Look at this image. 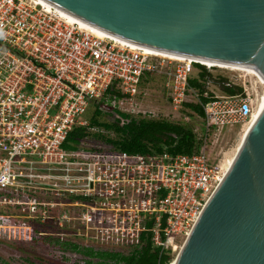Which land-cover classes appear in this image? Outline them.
I'll return each mask as SVG.
<instances>
[{
	"label": "built area",
	"instance_id": "2783aa9c",
	"mask_svg": "<svg viewBox=\"0 0 264 264\" xmlns=\"http://www.w3.org/2000/svg\"><path fill=\"white\" fill-rule=\"evenodd\" d=\"M88 25L43 0H0V228L13 239L54 236L98 252L129 253L150 241L170 253L171 264L176 240L188 237L225 175L208 152L210 133L247 124L261 92L254 86L202 102L190 83L198 61L159 55ZM149 72L164 77L176 110L202 104L200 151L64 146L77 124L89 123L81 117L96 100L134 113Z\"/></svg>",
	"mask_w": 264,
	"mask_h": 264
},
{
	"label": "water",
	"instance_id": "95a60500",
	"mask_svg": "<svg viewBox=\"0 0 264 264\" xmlns=\"http://www.w3.org/2000/svg\"><path fill=\"white\" fill-rule=\"evenodd\" d=\"M43 1L130 43L264 78V0ZM174 264H264V105Z\"/></svg>",
	"mask_w": 264,
	"mask_h": 264
},
{
	"label": "trees",
	"instance_id": "16d2710c",
	"mask_svg": "<svg viewBox=\"0 0 264 264\" xmlns=\"http://www.w3.org/2000/svg\"><path fill=\"white\" fill-rule=\"evenodd\" d=\"M198 68L197 75L190 79L192 86L199 90L202 102L214 98L217 94L209 89V81L215 80L220 91L225 95L239 94L244 91L240 84L229 80L226 76H213L207 66L195 63ZM160 77L161 79L157 78ZM161 80L164 90V77L157 73H145L140 81L145 86L152 80ZM139 88V89H140ZM141 94V93H140ZM139 97V95H138ZM170 100V97H168ZM94 110L88 124H77L69 133L64 146L71 151L88 149H115L140 153L143 155L160 154L169 152L173 155L185 153L192 154L201 150L205 130L204 112L202 104L186 102L182 112L192 120H171L168 118H140L138 114L122 111L117 108L103 107L101 102L94 101ZM196 121V124L194 123ZM197 125L200 126L199 129ZM93 141V145L84 142ZM32 243V241H26ZM63 246L70 244L72 250H79L87 257L88 264H166L171 255L154 247L150 241L144 243L140 249L131 250L129 253L114 251H94L91 247H81L75 241L60 240L49 236L37 245ZM33 244V243H32ZM35 245V244H34ZM96 258V260H92Z\"/></svg>",
	"mask_w": 264,
	"mask_h": 264
},
{
	"label": "rangeland",
	"instance_id": "374dc122",
	"mask_svg": "<svg viewBox=\"0 0 264 264\" xmlns=\"http://www.w3.org/2000/svg\"><path fill=\"white\" fill-rule=\"evenodd\" d=\"M211 68L213 69L210 73L215 76V78L226 76L232 82L242 85L244 90L247 89L248 92H252L254 86L257 87L260 92L262 91V88L264 89V85L262 87V84H260V82L263 84L264 82L256 74L219 66H213ZM197 73L198 68L195 67L193 74L196 75ZM158 79L161 78L159 77ZM209 89L218 95L223 94L215 80L209 83ZM138 95L139 97H137L132 106V112L138 114L140 118L159 117L171 120H192L190 117L186 116L182 110H176L173 107L168 98L169 95L163 88L161 80H152L149 84L141 86ZM263 95L264 91L259 98L258 104ZM101 105L103 107H108L109 109L113 108V105L106 104V102ZM93 110L94 104L92 103L82 115L81 120H87V122H89ZM194 123L196 124V121H194ZM246 126L247 124H238L225 129L223 132L216 131L210 133V141L207 147L208 152L214 159L225 165V169L237 152ZM199 127L200 126L197 125L198 129ZM84 143L87 145L94 144L93 141H86ZM4 231L7 232V235ZM9 232L10 230L8 228H0V264H88L86 260L89 257L81 251L72 250L70 248L71 243L65 244L62 247L59 246V244L53 246L47 245V243L37 245L39 244L38 241H32V244L27 243L24 238L13 239V237L8 236ZM176 241L179 244V250L181 245H183L185 238H178ZM78 244L79 246H84L82 243ZM178 250L173 253L174 258L177 257V254L179 253ZM92 260H96V258H93Z\"/></svg>",
	"mask_w": 264,
	"mask_h": 264
},
{
	"label": "bare ground",
	"instance_id": "6f19581e",
	"mask_svg": "<svg viewBox=\"0 0 264 264\" xmlns=\"http://www.w3.org/2000/svg\"><path fill=\"white\" fill-rule=\"evenodd\" d=\"M89 26V25H88ZM90 27H91V25H90ZM93 28H95V27H93ZM97 31H99V32H101V33H104V34H108V35H110V36H112V37H115L114 35H112V34H109V33H107V32H105V31H103V30H101V29H98V28H95ZM133 44V43H132ZM152 51H154L156 54H159V55H164V56H169L170 58H175V59H181V60H196V61H198V62H201V63H203V64H207V65H210V66H219V67H223V68H228V69H233V70H241V71H244V72H247V73H251V74H256L263 82H264V78L252 67V66H248V65H233V64H224V63H216V62H212V61H208V60H204V59H199V58H192V57H186V56H182V55H175V54H169V53H162V52H158V51H155V50H152ZM260 82V81H259ZM260 84H262V87H263V83L262 82H260ZM263 91H264V89L262 88V91H261V96H262V94H263ZM260 96V97H261ZM259 97V98H260ZM259 101V100H258ZM258 104V103H257ZM263 105H264V95H263V97L261 98V100H260V102H259V104H258V106H256V110H255V112H254V116H253V118L247 123V126L244 128V133H243V136H242V140H241V143H242V141H243V139H244V137H245V135H246V133L248 132V130L250 129V127L252 126V124L255 122V120H256V118H257V115H258V113H259V111H260V109L263 107ZM241 143H240V145H241ZM240 145H239V147H240ZM239 147H238V149H239ZM238 149H237V151H238ZM236 154H237V152L235 153V155H234V157L232 158V160L229 162V164L227 165V168L225 169L224 168V170H225V173L227 172V170H229V168H230V166H231V164L233 163V161H234V158H235V156H236ZM223 179V178H222ZM171 264H174V262L173 263H171Z\"/></svg>",
	"mask_w": 264,
	"mask_h": 264
},
{
	"label": "flooded vegetation",
	"instance_id": "af4514ba",
	"mask_svg": "<svg viewBox=\"0 0 264 264\" xmlns=\"http://www.w3.org/2000/svg\"><path fill=\"white\" fill-rule=\"evenodd\" d=\"M213 68H208L207 67V70L210 72ZM213 80H210L208 83H211ZM218 83V82H217ZM219 85V84H218Z\"/></svg>",
	"mask_w": 264,
	"mask_h": 264
}]
</instances>
